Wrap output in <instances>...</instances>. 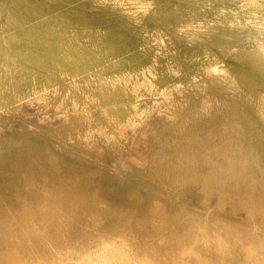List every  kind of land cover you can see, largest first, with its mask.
<instances>
[{"label":"rangeland","instance_id":"1","mask_svg":"<svg viewBox=\"0 0 264 264\" xmlns=\"http://www.w3.org/2000/svg\"><path fill=\"white\" fill-rule=\"evenodd\" d=\"M258 48L264 0H0V264L47 257L52 218L67 264L123 234L163 264L196 223L264 236Z\"/></svg>","mask_w":264,"mask_h":264},{"label":"bare ground","instance_id":"2","mask_svg":"<svg viewBox=\"0 0 264 264\" xmlns=\"http://www.w3.org/2000/svg\"><path fill=\"white\" fill-rule=\"evenodd\" d=\"M24 31H26V29ZM24 31L22 30V32H24ZM26 34H27V31L25 32V34L23 33V35H26ZM26 38H27L26 40H28L30 43H32V45L33 44H38V45L40 44L46 54H54V55L58 54L57 47H55V45L53 43H51L50 40L42 39V38L36 39L34 35L33 36L29 35ZM35 39H36L37 42L35 41ZM240 57L241 58L244 57L243 58L244 60L246 59L248 62H250L251 65H253L254 68H256L258 70V72L260 71L263 74L262 82H264V63H263V60H262V57H264V51L262 49H260V48L255 49V50L251 49V50H247L246 54H244V55H242ZM252 74H255V71ZM241 77L245 78L244 76H241ZM256 78H258V77H256ZM247 83H252V82L248 81ZM255 84H258V83H255ZM250 87H252V86H250ZM252 150L254 151L255 149L253 148ZM256 151H255V153H256ZM258 156H260V155H258ZM251 157H250L251 158L250 160H249V158L248 159L246 158L243 161V164H247V163H250V162H256V161H257V163H259V160L256 159L257 156L255 158H253L254 156H251ZM192 166L193 165L191 163L190 167H192ZM220 173H222V172H220ZM62 199L65 200V198H62ZM57 200H59V199L57 198ZM60 201H61V199H60ZM58 202L56 201V203H58ZM71 204H72V202L71 203L68 202V205H71ZM57 206H60V205L57 204ZM63 207H65V206H63ZM66 207H68V206H66ZM70 207H72V206H70ZM73 207H74V205H73ZM57 208L55 209V214H57V213H61L62 215L65 214L64 213V209L62 208V206H60V209H58V210H57ZM66 217H68V216H66ZM56 218L60 219V217H56ZM51 220L54 222L53 218ZM52 221H49L48 225H43L40 228L35 227V230L37 231L36 232L37 241H39V243L44 244V245H50V254L46 255L47 257H45V255L43 254V251L38 247V245L36 244L35 240L30 239L29 240V246L24 251V255L23 256L21 255V256H19V258L17 256V258H16V255H13V256L10 257V259H12L14 264H17V263H20V264H67L65 259L67 258V256H69L68 255L69 254V250L66 247L65 248L57 247V244H55L56 239H57V236H55V235L58 234L57 230L60 231L64 226L63 225L62 226H58V228H57V226H55L56 223L54 222L55 224L53 225ZM64 221H66V219ZM160 222L162 223L161 220H160ZM158 224H160V223H158ZM153 226H155V224H153ZM211 227L212 226L209 223H204V224L203 223L202 224L201 223H196L195 225L192 226V229L190 230V233H189L188 237L185 238L186 241H184L180 245V247L176 251H174V252H179V258L175 260V264H185V258H187L186 259V264H212V260H211V256H210V252L211 251L214 250L215 253H217L219 255L229 256L234 248H236L238 246H244L247 241H253V240L257 239L258 237H261V236H257L256 234L254 235L253 233H250L249 235L247 234L246 236H241L240 234L234 235V234L231 233V231H229V229L227 227H223V226L221 227L220 226L217 229L213 228V227L211 228ZM153 229H155V227ZM154 232H155V230H154ZM161 236H163V235H161ZM131 237H133V235ZM165 238H166V236H165ZM131 240L133 242V239H131ZM189 241H191L190 245H189ZM157 242L160 245V242L159 241H157ZM99 243L101 244L100 245L101 248H99L100 246L98 247V244H97L98 250L100 249L99 251H96L94 253L92 252L93 254H87L86 253V255H82L81 257L79 256L80 258H78V255L76 254L78 259H76L72 264H136V263L137 264H156L151 259V257L153 256L152 253L154 252L153 250H152L153 252L151 251V255L152 256H150V254H148V255L144 254L142 259L140 258V259H136L135 260L134 259V251H133V249L130 246L131 242L128 239V237H126L124 234L121 235V236L115 237V238H110L108 240H104L103 239V241H100ZM150 243H153V242H150ZM154 245H152V246H154ZM97 247H96V249H97ZM148 247H150V246H148ZM143 248H145V247H143ZM150 248H148V249H150ZM171 249H173V248H171ZM85 250H87V249H85ZM144 252H145V250H144ZM149 252H150V250H148L147 253H149ZM90 253H91V251H90ZM154 255H155V252H154ZM156 255H158V254H156ZM140 257H142V256H140ZM68 264H69V262H68ZM163 264H169V261L166 260V261L163 262ZM256 264H264V255H261V256H259L256 259Z\"/></svg>","mask_w":264,"mask_h":264},{"label":"clouds","instance_id":"3","mask_svg":"<svg viewBox=\"0 0 264 264\" xmlns=\"http://www.w3.org/2000/svg\"><path fill=\"white\" fill-rule=\"evenodd\" d=\"M181 227L186 226L181 225ZM190 244L191 241H189ZM261 255H264V236L234 248L229 256L219 255L214 250L210 252L212 264H256V259ZM164 257L168 258L169 264H175V260L179 258V252L164 250L160 254V259Z\"/></svg>","mask_w":264,"mask_h":264}]
</instances>
